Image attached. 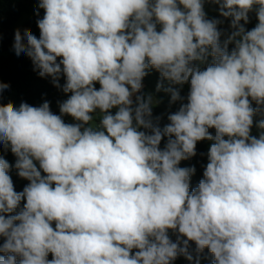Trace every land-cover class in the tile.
<instances>
[{
	"label": "clouds",
	"instance_id": "9594fccd",
	"mask_svg": "<svg viewBox=\"0 0 264 264\" xmlns=\"http://www.w3.org/2000/svg\"><path fill=\"white\" fill-rule=\"evenodd\" d=\"M210 2L231 19L223 43V21L206 18L203 0H40L39 35L15 31V54L58 88L63 76L71 95L61 115L48 101L0 104V145L30 182L17 191L0 156V264H172L193 259L190 242L213 264H264V119L251 135L264 110V0ZM149 68L190 84L162 130L151 96L133 100ZM97 109L98 128L85 127ZM203 140L204 179L190 190L195 168L178 165Z\"/></svg>",
	"mask_w": 264,
	"mask_h": 264
},
{
	"label": "trees",
	"instance_id": "16d2710c",
	"mask_svg": "<svg viewBox=\"0 0 264 264\" xmlns=\"http://www.w3.org/2000/svg\"><path fill=\"white\" fill-rule=\"evenodd\" d=\"M39 3L40 0H0V82L9 85V88L5 89L3 93L0 94V104L12 102L18 107L21 102L39 105L48 101L50 104V110L56 115H61L59 104L71 95V93L66 94L62 91L65 78L61 76L59 79L61 87H56L52 82L51 77H40L38 73L33 70V64L29 57L23 53L17 56L13 49L14 35L16 31L14 24L18 22L24 14L31 15V18L24 24L23 28L20 30L21 33H23L25 29H30L34 34L39 35L37 21L44 15V9L39 7ZM216 6L219 8L218 5ZM249 16V22L245 25L246 30H251L258 23L254 12L250 13ZM206 18L217 19L215 16H206ZM229 22L231 23L230 18ZM241 23H243V21H241ZM218 30L222 31L219 25ZM223 41L224 39L221 36V43H223ZM232 47H234L233 44L228 45L229 51ZM212 62L213 58L209 56L208 60L204 64L200 65L201 69H206V67ZM146 71L148 74L142 80L143 89L141 90V93H137V95L143 94L147 97L148 93H151L156 98L158 103H152V120L153 123L159 126L162 130L170 123L168 115L178 111L181 104L187 102L190 84H170L167 80H162L160 73L157 70L149 68ZM158 84H162V87L159 89L157 87ZM169 87L178 90L183 99L173 102L171 99V93L165 91V89ZM98 89L99 87H97V90ZM133 100L135 102V97ZM252 107H257L255 101H252ZM110 111L112 114H115L116 112L114 109H111ZM101 118L102 117H99L97 120L98 126ZM62 119L65 123L71 124L70 116L63 115ZM262 119H264V110L257 112L253 117L254 124L251 129V135L256 136L257 138L262 130L256 125ZM84 126L88 127V124ZM209 131L213 135L215 134V129H209ZM168 139L169 137L167 136L162 138L160 144L161 149L166 146ZM210 145L211 141L207 140L197 142L196 155L190 157L189 159L182 160L178 165L179 167L195 168L194 174L190 177V190L198 187L200 180L204 179L203 172L208 162L207 152ZM0 156L7 159L9 164L12 166L9 174L12 177L15 189L17 191H23L24 187L30 182L18 175V170L15 168V155L10 149L6 150L2 145H0ZM36 163L37 167H39L38 162ZM42 175H44L43 172ZM25 202L26 201L21 202L20 206L16 209V213L22 209L23 203ZM169 236L173 242H176L178 233L169 230ZM181 239L184 238L181 237ZM2 243L3 237H0V244ZM134 251L135 250H133V252ZM189 252L193 257L192 260L187 259L183 254H181L178 255L172 264H213V256L208 249H204L202 253H197L194 242H190ZM51 258L50 254L48 259Z\"/></svg>",
	"mask_w": 264,
	"mask_h": 264
},
{
	"label": "rangeland",
	"instance_id": "374dc122",
	"mask_svg": "<svg viewBox=\"0 0 264 264\" xmlns=\"http://www.w3.org/2000/svg\"><path fill=\"white\" fill-rule=\"evenodd\" d=\"M208 3L207 5H204V11L206 13V16H215L217 19L223 21L221 24H219L220 28L222 29V37L223 39L225 40L227 38V36L231 33L232 29L230 27V24L228 23V18H224L222 16H220V13H219V8L214 4V3H211L210 0H204V3ZM254 12V11H253ZM255 13V12H254ZM31 18V15H28V14H24L18 22H16L14 24V28L17 30H21L24 26V24ZM246 28V27H245ZM95 87H100L99 83L97 82L95 84ZM143 89V87H142ZM141 89V90H142ZM135 95L137 94H134L133 96V99L135 97ZM148 96H151L152 98V103L153 104H157V100L156 98L151 94V93H148ZM115 111H117L118 109L116 108H113ZM90 115H92V121L89 122L88 124V127H93L94 129L98 127V118L99 117H102V113L97 109L95 112L91 113ZM70 122L71 124H75V123H80L79 121H76L74 118H72L70 116Z\"/></svg>",
	"mask_w": 264,
	"mask_h": 264
},
{
	"label": "built area",
	"instance_id": "2783aa9c",
	"mask_svg": "<svg viewBox=\"0 0 264 264\" xmlns=\"http://www.w3.org/2000/svg\"><path fill=\"white\" fill-rule=\"evenodd\" d=\"M203 3H204V1H203ZM207 4H208V3H206V2L204 3V5H207ZM181 7H182V6H181ZM161 27H162L161 25L157 24V31H159V30L161 29Z\"/></svg>",
	"mask_w": 264,
	"mask_h": 264
},
{
	"label": "crops",
	"instance_id": "0c3cea01",
	"mask_svg": "<svg viewBox=\"0 0 264 264\" xmlns=\"http://www.w3.org/2000/svg\"><path fill=\"white\" fill-rule=\"evenodd\" d=\"M228 23L230 24V22H229V18H228Z\"/></svg>",
	"mask_w": 264,
	"mask_h": 264
}]
</instances>
